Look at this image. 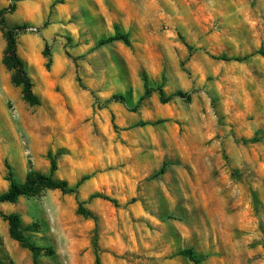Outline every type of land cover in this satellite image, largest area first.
<instances>
[{"label": "rangeland", "instance_id": "1", "mask_svg": "<svg viewBox=\"0 0 264 264\" xmlns=\"http://www.w3.org/2000/svg\"><path fill=\"white\" fill-rule=\"evenodd\" d=\"M128 2L97 0L94 8L103 19L105 11L123 14ZM143 2L147 5L143 11L152 22L146 25L140 49L145 58L140 76L159 68L162 81L166 72L171 74L173 90L166 93L162 82L161 95L159 91L150 92L138 100L137 108L131 111L143 105L150 117L155 113L154 118L129 121L112 111L106 118H93L89 124L90 116L83 115L87 109L74 92V86L79 83L77 78L65 77L59 57H53L55 36L51 44L40 36L39 30L35 38L21 39L19 48L28 45L32 49L27 60L16 47L19 58L30 62L39 76L32 88L40 86L36 93L40 103L28 105L34 109L29 115L35 120L29 123L25 117L26 126L33 135L56 129L66 143L72 145L64 147L58 155H71L73 150L80 152V158L74 162L78 167L68 166L80 174L75 188L87 190L86 182H91L92 191L87 200L74 198V207L63 225L68 255L73 264H96V258L99 264H259L264 260V218L261 215L264 209V123H261L264 121V56L259 53H264V0ZM82 14L89 15L88 12ZM75 19V14L69 10L68 22ZM48 26L49 21L43 20L41 27L47 29ZM66 43H72L70 34ZM117 44L118 55L127 63L131 45L122 41ZM237 58L241 60H235ZM7 71L6 68L0 70V85ZM194 73L197 78L203 75L205 84L211 86L215 95L209 107L218 116L217 126L222 129L227 124L230 129V144L225 143L219 133L208 135L203 141L194 139L196 133L191 129L202 121L198 116L189 115L193 111L190 108L192 96L183 88L185 80H190ZM172 94L178 96L168 98ZM177 97L181 101L178 104ZM162 98L167 100L162 102ZM39 109L43 111H35ZM177 113L188 115V119H177ZM169 128L174 130L176 138L171 158L166 155L158 169L152 167L143 181L134 184L132 172L126 169L140 173L122 155L131 152L128 139L135 140V147L142 155L145 136L138 129H149L153 134L160 129L172 135ZM249 130L251 136L245 135ZM199 132L208 134V129L200 128ZM214 141H220L218 148ZM147 147L151 152L155 145ZM48 155H51L50 149ZM137 163L146 170L149 168L143 161ZM162 165L164 172L154 176ZM170 168L171 175L164 184ZM158 179L163 184V188L157 189L162 215L154 214L139 195L143 183ZM175 185H182L186 190L194 212L193 220L189 221L184 208L178 206L179 226L173 228V234L179 238L181 230L189 228L190 223H198L200 227L195 233L189 228L186 247L149 245L145 230H154L153 220L163 222L166 215L163 205L173 196L168 189ZM79 203L89 211V217L78 212ZM187 248L192 249L197 263L178 254ZM46 251L53 254L51 247Z\"/></svg>", "mask_w": 264, "mask_h": 264}, {"label": "clouds", "instance_id": "2", "mask_svg": "<svg viewBox=\"0 0 264 264\" xmlns=\"http://www.w3.org/2000/svg\"><path fill=\"white\" fill-rule=\"evenodd\" d=\"M96 2L97 0H63V3L59 0H0V69L4 67L3 61L12 56L10 40L16 41V47H19L21 39L27 36L35 38L39 30L40 36L50 44L55 36L53 57H59L63 65L62 74L72 80L79 78L74 92L87 109L83 115L90 116L89 124L93 118H106L112 111L129 121L154 118L155 113L150 117L143 105L136 111H131L137 108V101L141 96L147 92L159 91L162 82L166 93L173 90L171 74L166 72L162 81L159 68L140 76L145 61L140 49L147 32L146 25L152 22L143 11L147 5L143 0L139 3L129 0L123 14L105 11L102 19L94 8ZM14 3L18 4L15 12L10 7ZM69 10L76 16L71 23L68 22ZM82 12H88L89 15H83ZM43 20L49 21L47 29L41 27ZM69 34L72 41L70 45L66 43ZM116 36H124L129 40L131 47L127 63L118 55L117 41L112 39ZM65 53L68 55L65 56ZM17 72L20 79L13 84L10 80ZM38 79L30 62H22L21 67H10L3 85H0V264H57V260L59 264H73L68 255L63 225L74 207V198L86 201L92 191L90 181L86 182L87 190L76 189V179L80 174L68 167H78L74 162L80 158L79 151L73 150L71 155H58L64 147L72 145L67 144L56 129L43 135H33L26 126L25 117L29 123H33L35 118L29 115L34 109L24 103V97L31 91L36 99H40L36 95L39 85L28 88V85ZM183 88L192 96L190 108L193 111L189 115L198 116L202 121L191 129L196 133L194 139L203 141L208 135L219 133L221 139L230 144V129L227 124L222 129L217 126L218 116L209 107L215 94L211 86L205 84L203 75L197 78L194 73L190 80H185ZM114 97H122L121 104L114 103ZM175 100L177 104L181 102L179 97ZM175 106L174 104V110ZM176 118L187 120L188 115L177 113ZM124 119L120 121L122 125ZM200 128L208 129V134H200ZM138 131L145 136L143 154L135 147V140L132 138L128 139L131 152L122 153L140 173L137 175L132 168L126 169L132 172L134 184L143 181L152 167L158 169L166 155L171 158V148L176 139L171 128L169 132L172 135L160 129H157L156 134L149 129ZM237 134H240L239 129ZM244 134L251 136L252 132L249 130ZM149 136L151 139L147 138ZM213 143L218 148L220 141ZM149 144L155 145L151 152L147 147ZM52 161L56 162L55 169L51 166ZM137 161H143L149 168L146 170ZM86 167L90 168V165ZM204 167L206 173L207 165ZM171 172L170 168L168 175L164 177V184L168 183ZM158 188H163L159 179L145 182L141 185L139 195L154 214L162 215ZM168 191H172L173 196L163 205L166 209L163 222L153 220L156 227L152 232L145 230L144 235L149 245L160 243L179 249L186 247L189 242V228L195 233L200 224L190 223L189 228L181 230L179 238L173 234V228L179 226L178 206L184 208L189 221L193 220L194 206L187 199L182 185H175ZM261 215L264 218V209ZM143 241L144 238L141 239L142 243ZM49 247L53 249L52 255L46 251ZM259 264H264V260Z\"/></svg>", "mask_w": 264, "mask_h": 264}, {"label": "trees", "instance_id": "3", "mask_svg": "<svg viewBox=\"0 0 264 264\" xmlns=\"http://www.w3.org/2000/svg\"><path fill=\"white\" fill-rule=\"evenodd\" d=\"M10 7L12 8V11H14V8H15L14 7V4L10 5ZM112 39H114L116 41H122L125 44H128V42H129L128 38L127 37H124V36H116V37H113ZM10 46H11V50H12V56H11V58L5 59V61H3L4 66L8 70H10V67H12V66L21 67L22 66V62H23L19 58V56L17 55L16 41L10 40ZM259 53H261L264 56V53H262V52H259ZM66 55H68V54L66 53ZM235 60H241V59L237 58ZM19 79H20V75H19V72H17V74L14 77L11 78V83L16 84V83H18ZM77 81L79 82V78L78 77H77ZM32 86L33 85L30 84V85H28V88L30 89V88H32ZM159 92H160V95H161L162 94L161 93V90H159ZM149 93L150 92H147L144 96H141L140 99H139V101H141L142 99H144V97L147 96V94H149ZM176 96H178V95L177 94H172L168 98L176 97ZM122 100H123L122 97H120V98L114 97L113 98V101L122 102ZM166 100H167L166 98L165 99L162 98V102H165ZM24 101L28 105H30V106H35V105H38L40 103V99H36L33 96V94H32L31 91H29L28 96L24 97ZM51 166H52L53 169H55V167H56L55 161H52L51 162ZM163 172H164V165L161 166V168L154 174V176L161 175ZM64 183H67V181H65ZM78 212L81 215H83L84 217H89L90 216L89 211L86 210L85 208H83L81 206V203H79V205H78ZM178 254L187 257L189 260H191V261H193L195 263L198 262L191 248L182 249V250H180L178 252ZM96 264H99V259L98 258H96Z\"/></svg>", "mask_w": 264, "mask_h": 264}, {"label": "crops", "instance_id": "4", "mask_svg": "<svg viewBox=\"0 0 264 264\" xmlns=\"http://www.w3.org/2000/svg\"><path fill=\"white\" fill-rule=\"evenodd\" d=\"M17 6H18V4H16V6H15V11L17 10ZM27 10V9H26ZM14 11V12H15ZM19 48V47H18ZM23 53H24V59H28L27 57H28V52H31L32 51V49H31V47H29L28 45H26L24 48L23 47H20L19 48ZM4 65V64H3ZM3 68H6L5 66L3 67ZM7 69V68H6ZM1 71H2V69H0ZM25 102V101H24ZM26 103V102H25ZM30 106V105H29Z\"/></svg>", "mask_w": 264, "mask_h": 264}]
</instances>
